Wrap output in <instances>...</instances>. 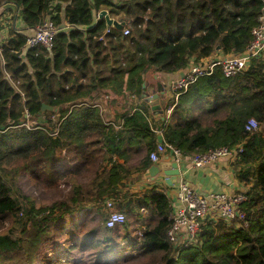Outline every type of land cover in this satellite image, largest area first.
<instances>
[{
  "label": "trees",
  "instance_id": "trees-1",
  "mask_svg": "<svg viewBox=\"0 0 264 264\" xmlns=\"http://www.w3.org/2000/svg\"><path fill=\"white\" fill-rule=\"evenodd\" d=\"M102 10L130 33H105ZM4 11L12 25L0 38V264H264V53L232 76L216 66L198 77L155 123L145 100L149 74L243 52L264 0H0ZM47 18L69 28L51 49L27 47ZM43 103L55 110L40 113ZM25 111L37 121L29 127ZM249 118L260 129L245 131ZM155 129L186 157L241 145L232 166L247 196L243 222L208 220L194 243L168 241L165 190H124L151 166ZM22 180L68 189L37 205ZM107 198L126 215L112 228Z\"/></svg>",
  "mask_w": 264,
  "mask_h": 264
},
{
  "label": "built area",
  "instance_id": "built-area-1",
  "mask_svg": "<svg viewBox=\"0 0 264 264\" xmlns=\"http://www.w3.org/2000/svg\"><path fill=\"white\" fill-rule=\"evenodd\" d=\"M96 15L98 16V13ZM106 27L105 33L109 32L110 27L113 26ZM68 28L69 26L66 23L56 25L47 18L43 23L37 25L35 30L27 37L26 46L31 48L41 45L51 49L56 33ZM121 30L123 36L130 33V27L126 24H123ZM250 33L251 40L241 53L221 54L210 60H205V58L195 60L193 58L188 65V70L182 76L170 82L171 99L174 98L176 100L178 91L186 89L198 77L210 74L216 66H220L222 73L226 77L246 69L253 56L264 53V14L259 17V23L251 29ZM103 39L104 35L99 37V40ZM165 112L166 116H169L171 107L166 109ZM24 117L31 119L27 111L24 112ZM51 118H55L54 115ZM244 129L247 132H253L260 129V124L255 118H249L244 125ZM155 133L159 140L155 148L149 153L150 161L157 163L162 156L168 153L172 160L178 164L180 174H183L189 168H198L214 163L221 157H228L234 161L241 151V145L239 144L233 148L221 146L209 149L200 155L186 157L179 149L164 142L160 129H155ZM52 134L56 135V132H52ZM182 164L185 165V169L182 168ZM175 186V193L170 200L172 207L171 223L166 232L167 239L172 244L186 246L194 243L202 226L208 220L217 221L220 219L228 223L243 222L245 220L243 205L247 201V196L243 192L244 189L238 192H208L201 194L183 180L177 181ZM104 205L107 214L105 220L107 228H112L125 220L126 215L116 208L115 200L107 198L104 201ZM138 212L144 213L145 210L141 208Z\"/></svg>",
  "mask_w": 264,
  "mask_h": 264
},
{
  "label": "crops",
  "instance_id": "crops-1",
  "mask_svg": "<svg viewBox=\"0 0 264 264\" xmlns=\"http://www.w3.org/2000/svg\"><path fill=\"white\" fill-rule=\"evenodd\" d=\"M7 17H10V14H8ZM17 24L22 25L20 19L17 21ZM4 27L5 28L1 30V32H5L3 33V39L7 35L6 25ZM221 54L222 53L217 52L209 57H205V60H210L215 56H220ZM187 70L188 67L175 72H156L154 74L147 75L145 82L146 87L148 85L147 82H149L147 79L152 78L151 76H154L156 79H159V81L163 84L164 87V91L161 92L160 97L161 105L159 110L161 112H155L152 104H150V101H146L147 104L150 106L149 112L154 123L157 122L158 119H161L164 115V101L166 103L172 97V92L170 90V82L178 78L179 76H182ZM163 160L173 161L170 155H168V153L162 156V158L160 159V161ZM232 161L233 160L231 158L221 157L218 161L214 163L207 164L198 168L186 169V172L179 175L178 181L183 180L191 188L201 194H205L208 192H238L240 190H243L245 187L242 183L237 180L235 171L232 166ZM152 164H158V162H152ZM182 168L185 169L184 164H182ZM164 177L165 176L163 175L162 171L152 177L147 169L141 174L140 177L132 180L128 184V186L124 188V190L128 191V193L132 196L141 195L142 193L146 191H151L152 189L165 190L166 194L171 200L175 193L176 186H168L164 182Z\"/></svg>",
  "mask_w": 264,
  "mask_h": 264
},
{
  "label": "rangeland",
  "instance_id": "rangeland-1",
  "mask_svg": "<svg viewBox=\"0 0 264 264\" xmlns=\"http://www.w3.org/2000/svg\"><path fill=\"white\" fill-rule=\"evenodd\" d=\"M8 14H9L8 12L4 11L3 14L0 15L1 39H3V33H5V32H1V30L5 28L4 26L6 25L7 27L6 29L8 30V26L12 25L11 15L10 17H7ZM151 77L152 78L147 79L149 82H147L148 84L146 87L147 95L145 98L146 101H150V104H152L155 112H161L159 110L161 105L160 97H161V92L164 91V87L163 84L159 81V79H156L154 76ZM164 105H165V101H164ZM36 122L37 121H35L32 118L31 119L28 118L25 125L26 127H29L31 124H34ZM22 185L24 190L27 192V194L31 195L34 198L37 205H48L57 199H61L65 194L66 190L68 189L67 186L63 183V181H61L59 185L54 186L52 188H47L43 185L35 184L33 183L32 180H22ZM83 255H84L83 258L84 261H90L92 259L91 257L86 256V254ZM75 256L79 257L81 256V254H75ZM137 263H138L137 259L136 260L132 259L127 262H122L119 264H137ZM52 264H62V263L54 262ZM109 264H115V263L111 262Z\"/></svg>",
  "mask_w": 264,
  "mask_h": 264
},
{
  "label": "water",
  "instance_id": "water-1",
  "mask_svg": "<svg viewBox=\"0 0 264 264\" xmlns=\"http://www.w3.org/2000/svg\"><path fill=\"white\" fill-rule=\"evenodd\" d=\"M98 17L104 20L106 26L108 27L113 26L118 30L121 29L124 24L122 21H118L110 17L108 12L105 10L100 11L98 13ZM46 110L54 111L55 108L43 103L40 108V113H43ZM160 171H162L163 175L165 176L164 182L168 186H173L177 183L180 173H179L178 164L176 162L163 160V161L158 162V164H152L148 168V172L152 177L158 174Z\"/></svg>",
  "mask_w": 264,
  "mask_h": 264
}]
</instances>
